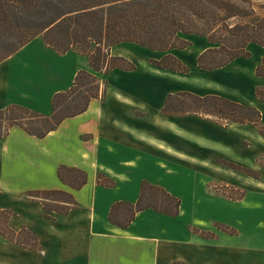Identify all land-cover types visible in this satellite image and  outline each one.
Instances as JSON below:
<instances>
[{
    "label": "crops",
    "instance_id": "0c3cea01",
    "mask_svg": "<svg viewBox=\"0 0 264 264\" xmlns=\"http://www.w3.org/2000/svg\"><path fill=\"white\" fill-rule=\"evenodd\" d=\"M188 39L189 47L170 53L197 68L198 56L211 43L196 34ZM190 47L196 49L192 62L182 54ZM247 49L250 57L212 70L198 67L206 84L196 92L253 105L264 122V101L256 93L258 87L264 89V76L256 73L264 47L250 43ZM166 53L123 41L111 48V55L125 57L136 68L116 67L106 73L95 71L78 50L59 54L38 35L0 62V110L17 104L50 115L53 96L71 88L80 70L93 72L100 83V95L87 110L64 119L44 137L14 125L0 140V209L13 210L9 226L15 231L29 228L41 244L35 251L0 234V264H264V258L248 257V243L233 244L226 230L201 237L200 231L213 232L217 223L232 225V219L213 211L211 218L195 215V156H203V149L211 151L203 144L237 152L247 137L258 144L264 138L250 122L221 125L195 114H165L168 95L181 92L167 77L176 71L151 63ZM61 165L86 171L85 185L74 189L65 184L58 175ZM99 173L115 185L100 183ZM144 180L180 198L179 214L146 208L127 228L112 223V206L135 203ZM43 189L69 191L78 204L47 218L43 202L28 195ZM255 248L252 254L261 249Z\"/></svg>",
    "mask_w": 264,
    "mask_h": 264
},
{
    "label": "trees",
    "instance_id": "16d2710c",
    "mask_svg": "<svg viewBox=\"0 0 264 264\" xmlns=\"http://www.w3.org/2000/svg\"><path fill=\"white\" fill-rule=\"evenodd\" d=\"M255 0H0V62L11 56L26 43L41 35L45 43L59 54L77 49L89 58L95 71L119 67L136 68L125 57L111 55V48L123 41L136 42L152 50L167 52L151 63L166 69L188 73L190 67L170 53L173 48L185 49L192 43L190 34L206 37L211 46L197 59L198 67L216 69L237 57H250V43L264 47V15L255 20ZM256 73L264 76V57ZM257 97L264 101V89L257 88ZM100 95V83L93 72L80 70L71 88L57 92L52 98L50 115L39 113L22 105H9L0 110V140L9 129L19 125L30 134L44 137L66 118L87 110L90 101ZM167 115L195 114L228 123H253L264 137V122L260 110L230 98L188 91L168 95L163 109ZM59 178L74 189L87 182V172L76 167L61 165ZM103 185L115 181L98 174ZM1 192V191H0ZM28 195L43 202L44 215L48 211L66 214L78 203L73 194L61 189L29 191ZM54 203V207L47 206ZM181 199L165 188L144 180L141 195L135 202H116L110 211L112 223L127 228L136 213L154 208L163 213L179 214ZM16 213L0 209V233L15 244L40 251L38 236L27 227L19 231L9 226ZM210 237L209 235H207ZM205 237V236H204Z\"/></svg>",
    "mask_w": 264,
    "mask_h": 264
},
{
    "label": "rangeland",
    "instance_id": "374dc122",
    "mask_svg": "<svg viewBox=\"0 0 264 264\" xmlns=\"http://www.w3.org/2000/svg\"><path fill=\"white\" fill-rule=\"evenodd\" d=\"M254 4L255 17L238 18L237 20L252 21L257 16L264 15V0H255ZM195 51V47H190L182 52L183 57L192 62L195 60ZM189 67L188 73L168 72L167 77L176 83L177 91L199 94L196 91L206 84L202 76L203 72L199 69L200 67L195 68V64ZM220 123L224 122L220 121ZM203 145L205 148L210 147L211 151L203 149V156H195V215L199 219L205 215L211 218L213 211L217 216L226 215L228 219H232L233 224L223 226L217 223L213 232L200 231L201 237L219 236L223 234L222 230H226L231 234L233 244L239 241L249 244V258H264L262 256L264 254V141L258 144L253 138L247 137L244 142L245 147L237 152L234 150L224 152L220 146ZM223 203L227 206H223ZM53 204L47 202L50 208L54 207ZM208 211H211L210 216ZM48 213L55 214L52 211ZM197 231L199 232V229L196 228L195 232ZM236 245L238 246L237 243ZM255 246L261 249L252 254L257 251Z\"/></svg>",
    "mask_w": 264,
    "mask_h": 264
}]
</instances>
